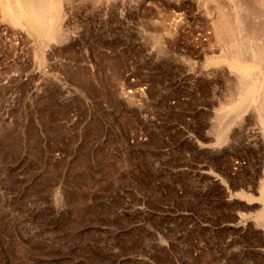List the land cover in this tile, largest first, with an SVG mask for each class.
<instances>
[{
  "label": "rangeland",
  "instance_id": "obj_1",
  "mask_svg": "<svg viewBox=\"0 0 264 264\" xmlns=\"http://www.w3.org/2000/svg\"><path fill=\"white\" fill-rule=\"evenodd\" d=\"M12 1L0 264H264V130L255 100L232 108L240 69L211 62L214 1L64 0L58 42L14 23Z\"/></svg>",
  "mask_w": 264,
  "mask_h": 264
},
{
  "label": "bare ground",
  "instance_id": "obj_2",
  "mask_svg": "<svg viewBox=\"0 0 264 264\" xmlns=\"http://www.w3.org/2000/svg\"><path fill=\"white\" fill-rule=\"evenodd\" d=\"M65 1H67V0H65ZM71 1H73V0H71ZM200 1H203V0H200ZM209 1H210V3L212 1H214V2H212L215 4V5L213 4L214 8H216V10L215 9L214 10L216 12H218L217 16H215L216 13L214 10L212 12H208V13L209 14L213 13V12L215 13V14H210L211 18L213 16H215L213 19H210V20H213V22L211 21L213 23V31H215L214 34H216V37H218V39L220 41V43H219V41H217L218 42L217 44H219V46H220V44L222 45V47H219V49L220 48L222 49V54H221V49H220L219 53L221 55L219 54L218 57L215 56V57L211 58V62L214 64H216V63L226 64V61H228V62L233 61V63H235V65H236V67L238 69H240L241 73H243L242 78L238 75L242 79V82H240L243 84V85L240 84L241 86H243V87H241L242 95L240 94L241 97L238 99L237 102L235 101V103L232 105V108H238L239 106L242 107L243 105H246L245 102L247 100H255V102L251 101V102L255 103L254 104L255 108L253 110L256 109L255 113L259 119L258 121H260V123L262 125V129L264 130V42H263L264 38L262 37V36H264V25L263 24H259V25L253 24L256 22V21L253 22L252 21L253 19L252 20L250 19L253 23L248 21L247 16L245 15V13H242V12L246 8H247V12H248V10H249L248 7H250V5H248L247 2L244 0L243 1L236 0L238 2L235 4L234 9H233V7L230 8V10L231 9L233 10L232 12L229 10L230 13L227 12L229 7L227 8V10L225 8V7H227V6H225V3H226L225 0H223L224 3L221 2L222 0H220V2L218 0H209ZM209 1L206 0L207 3ZM232 1H234V0H232ZM12 2L14 3V5L8 7L7 9H4V12L9 17H11V20L14 23H20L21 21H23L32 27L30 29H36L37 31H39V33L44 35L46 39H49L52 41L58 40V38L61 36V32H62L61 31L62 27L60 28L58 19H60L61 15L64 13L63 11H62V13H60L64 7L63 6L64 3H62V2H64V0H13ZM256 2L260 3V5H261V3L264 4V0H256ZM61 3L63 6L62 8L60 7ZM71 3H73V2H71ZM220 3H223L224 4L223 6H225V7L220 6ZM218 4H219V7H218ZM230 4L232 5V2L231 3L229 2V5ZM253 4H255V3H253ZM257 4H255V5H257ZM69 5H70V3H69ZM205 5L207 6L206 8H208L209 4L208 5L205 4ZM213 5L211 4V7ZM257 7H259V6H257ZM263 7H264V5H263ZM256 8H255V10H256ZM208 9L206 11H208ZM209 10L211 11V9H209ZM251 11H253V10H251ZM256 13H258V12H256ZM250 15L252 16L251 13H250ZM259 17L261 18L262 16H259V14H258V18ZM254 19H256V17H254ZM257 22H259L258 19H257ZM42 35H39V36H42ZM46 39H44V40H46ZM59 41H61V40L59 39ZM211 64H209V65H211ZM256 65H260L259 69L257 68L258 66H256ZM233 68H235V67H232V69ZM235 70H237V69H235ZM241 92L239 90V93H241ZM221 115H223V116L226 115V108H224ZM239 117H240V115H239ZM241 117H242V115H241ZM221 119H223L222 116L218 120L219 121L218 129L214 130V131H216V136H217V140L219 143H222V142H224V140H226V123L224 122L225 124L223 125V122ZM237 119H239V118H237ZM225 120H226V118H225ZM230 120H232V119H230ZM227 128H229V127H227ZM262 188H263V191L261 194V196H262L261 202L263 203L262 208H264V184H262ZM246 194H248V193H246ZM246 194H244V195H246ZM262 216H264V215H262ZM261 219L262 218H259V220H261Z\"/></svg>",
  "mask_w": 264,
  "mask_h": 264
}]
</instances>
